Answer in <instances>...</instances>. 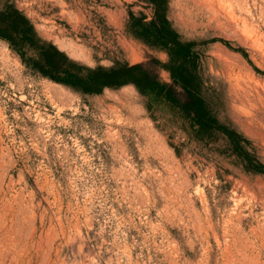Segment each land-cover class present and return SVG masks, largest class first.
I'll use <instances>...</instances> for the list:
<instances>
[{
    "label": "rangeland",
    "instance_id": "374dc122",
    "mask_svg": "<svg viewBox=\"0 0 264 264\" xmlns=\"http://www.w3.org/2000/svg\"><path fill=\"white\" fill-rule=\"evenodd\" d=\"M8 1L76 63L172 83L129 25L157 5L192 42L209 113L264 163V0ZM0 264H264V174L133 84L82 93L0 38Z\"/></svg>",
    "mask_w": 264,
    "mask_h": 264
},
{
    "label": "trees",
    "instance_id": "16d2710c",
    "mask_svg": "<svg viewBox=\"0 0 264 264\" xmlns=\"http://www.w3.org/2000/svg\"><path fill=\"white\" fill-rule=\"evenodd\" d=\"M148 1L154 5L157 3V0ZM129 25L144 42L167 51L169 59L163 66L170 72L172 83L161 81L142 62L109 67L80 65L54 43L42 39L29 17L13 2H0V38L9 44L31 70L82 93H98L104 87L133 84L141 94L156 104H166L177 109L196 127L197 133H224L232 149L240 153L254 170L264 174V163H253L250 153L239 143L240 135L218 123L209 113L207 102L201 95L192 42L180 39L157 5L151 20L146 22L143 17L130 14ZM176 87L183 90L185 99L179 97Z\"/></svg>",
    "mask_w": 264,
    "mask_h": 264
}]
</instances>
